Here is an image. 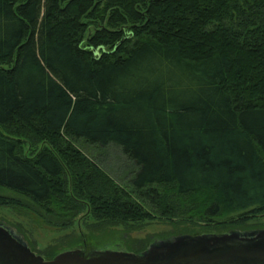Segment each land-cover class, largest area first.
<instances>
[{
  "label": "trees",
  "instance_id": "trees-1",
  "mask_svg": "<svg viewBox=\"0 0 264 264\" xmlns=\"http://www.w3.org/2000/svg\"><path fill=\"white\" fill-rule=\"evenodd\" d=\"M0 208L46 259L263 217L264 0H0Z\"/></svg>",
  "mask_w": 264,
  "mask_h": 264
},
{
  "label": "water",
  "instance_id": "water-1",
  "mask_svg": "<svg viewBox=\"0 0 264 264\" xmlns=\"http://www.w3.org/2000/svg\"><path fill=\"white\" fill-rule=\"evenodd\" d=\"M262 264L264 230L223 233H182L149 244L140 252L81 247L62 250L46 259L36 254L9 226L0 224V264Z\"/></svg>",
  "mask_w": 264,
  "mask_h": 264
},
{
  "label": "rangeland",
  "instance_id": "rangeland-1",
  "mask_svg": "<svg viewBox=\"0 0 264 264\" xmlns=\"http://www.w3.org/2000/svg\"><path fill=\"white\" fill-rule=\"evenodd\" d=\"M114 152L116 153V151H114ZM110 162H111V160H109L108 162H105V164L107 165V166H105V168L113 178L118 179L120 177L119 171H118V169H119L118 165L119 164H118V162L117 163L116 162L110 163ZM0 220L3 221L9 227H11L13 229V231H15L16 234L19 235L20 237H22V235L19 233V231H17L10 224L9 221L24 222L26 227H29L31 225L32 233L30 235V238H31L35 248H38V249H43L44 247H46L49 244L56 241L57 239L61 238V236H64V235L71 233V232H73L74 234H78L80 231L78 229V227L77 228L75 227L73 230H70V229L69 230H57L56 228L42 227V226L37 225V223H35V222L33 223L32 219H29V218L23 217V216H19L18 214L11 212V210H9L7 208H0ZM249 223H264V216L263 217L259 216L258 218L251 220ZM174 229H176V228H174V226H172V225L160 224L156 221L149 224L144 229L139 230V231L133 230V231L124 232L123 230L120 229L121 233H123V234L118 233V234L113 235V236L104 237L103 240L101 241V243L95 247V249H113V246L110 244V242H113L116 239H120V235L125 236V238H136V239L153 238V240L157 241L161 238L163 239L164 237L168 236V234L174 233L173 232ZM82 232H84V234L87 235L88 230L83 228ZM214 232H217V231L214 230ZM184 233H186V232H184ZM197 233H201V232H197ZM84 240L86 243L85 236H84ZM24 241L27 243V241L25 239H24ZM27 244L32 249L33 245L31 246L29 244V242ZM86 244H90V242L86 243ZM72 248H73L72 245H65L63 250H69ZM129 250H131V249H129ZM34 252L39 254L36 250ZM42 256H44V255H42Z\"/></svg>",
  "mask_w": 264,
  "mask_h": 264
},
{
  "label": "flooded vegetation",
  "instance_id": "flooded-vegetation-1",
  "mask_svg": "<svg viewBox=\"0 0 264 264\" xmlns=\"http://www.w3.org/2000/svg\"><path fill=\"white\" fill-rule=\"evenodd\" d=\"M0 224L4 225V226H8L6 225L3 221L0 220ZM230 230H237L239 232H248V233H253V232H257L259 230H264V223H249L247 227H243V228H229V229H226V230H223V231H217V232H214V231H204V232H207V233H223V232H227V231H230ZM15 232V231H14ZM203 233V232H201ZM16 234V232H15ZM178 234H182V233H178ZM178 234H169V236L167 237H164L163 239H159V240H153V238H149V241L146 245V247L149 245V244H153V243H157V242H160L162 240H169V239H172L174 236L178 235ZM193 234V233H192ZM120 236V239H116L113 241V243L111 244L113 246V249H117V250H126V251H132V252H140L142 251L143 249H145L146 247L142 248V249H138L137 251H134V250H127L126 249V246L124 245V239H125V236ZM83 250H85V252H88V251H91V250H94L95 247L92 245V244H86L84 242V244L82 245L81 247ZM37 254V253H36ZM4 260H7L8 262H10V264H15V261L12 259V258H5ZM264 264V262L262 263Z\"/></svg>",
  "mask_w": 264,
  "mask_h": 264
}]
</instances>
